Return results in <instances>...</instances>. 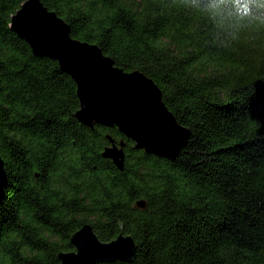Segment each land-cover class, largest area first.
<instances>
[{
  "label": "trees",
  "instance_id": "1",
  "mask_svg": "<svg viewBox=\"0 0 264 264\" xmlns=\"http://www.w3.org/2000/svg\"><path fill=\"white\" fill-rule=\"evenodd\" d=\"M26 1L0 0V264H61L87 224L137 244L133 263L104 264H264V0H41L159 87L191 132L174 161L79 123L74 80L11 29Z\"/></svg>",
  "mask_w": 264,
  "mask_h": 264
},
{
  "label": "water",
  "instance_id": "2",
  "mask_svg": "<svg viewBox=\"0 0 264 264\" xmlns=\"http://www.w3.org/2000/svg\"><path fill=\"white\" fill-rule=\"evenodd\" d=\"M12 31L25 41L33 54L58 63L77 86L80 110L76 118L87 128H117L148 155L174 161L186 147L190 130L181 126L163 102L159 87L141 72L126 73L97 46L71 36L70 26L41 0H28L12 18ZM111 146L103 157L124 170L123 141ZM8 175L0 155V205L6 199ZM145 209L144 202L137 204ZM74 251L58 256L61 264L133 263L137 244L122 231L119 237L103 243L93 227L85 225L70 240Z\"/></svg>",
  "mask_w": 264,
  "mask_h": 264
}]
</instances>
